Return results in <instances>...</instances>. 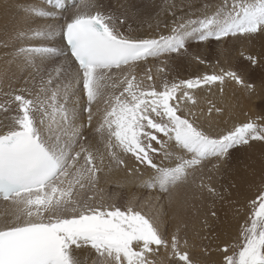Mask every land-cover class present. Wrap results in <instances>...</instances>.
I'll return each instance as SVG.
<instances>
[{
    "label": "snow or ice",
    "instance_id": "obj_1",
    "mask_svg": "<svg viewBox=\"0 0 264 264\" xmlns=\"http://www.w3.org/2000/svg\"><path fill=\"white\" fill-rule=\"evenodd\" d=\"M64 5L65 0H37L36 6L22 10L27 20L9 36L13 43L8 67L27 73L30 87L0 94V113L7 114L0 119V199L16 207L11 219L0 224V264H83L78 250L85 247L98 255L96 264H155L150 255L169 246L170 256L193 264L180 249V237L173 234L169 242L152 216L131 203L122 210L114 203L94 202L92 194L82 195L96 187L102 169L91 145L80 142L85 124L77 123L79 100L74 98L82 86L83 110L91 125L92 105L103 95V86L109 81L112 88L125 85L105 99L107 107L95 132L106 136L104 147L118 164L124 161L117 150L155 171L145 181L149 188L167 192L205 162L215 160L212 168L218 169L231 150L264 141V124L249 121L214 137L188 118H194V112L184 115L181 108L185 101L195 103L188 90L222 83L225 77L243 83L241 78L233 71L204 74L164 82L157 90L151 84L142 87V81L124 69L149 57L182 55L189 41L264 32V0H222L215 6L205 2L201 15L176 20L168 35L148 38L121 31L127 8L116 16L89 0L88 7L95 11H81L79 3L74 4L76 11L61 23L54 19L55 10ZM212 7L215 11L208 13ZM0 46L9 47L3 41ZM147 79L153 78L148 74ZM169 142L187 158L168 150ZM159 153L163 159L157 164L153 155ZM173 156L179 162L164 166ZM207 188L215 194L214 188ZM250 204V225H242L239 250L225 255L224 264H264V192Z\"/></svg>",
    "mask_w": 264,
    "mask_h": 264
},
{
    "label": "bare ground",
    "instance_id": "obj_2",
    "mask_svg": "<svg viewBox=\"0 0 264 264\" xmlns=\"http://www.w3.org/2000/svg\"><path fill=\"white\" fill-rule=\"evenodd\" d=\"M191 1L97 0V4L103 5V10L116 16H120L125 12V8H127L126 23L121 28V31L133 37L148 38L168 35L174 21L187 19L190 16L194 18L205 11L203 7L197 9L189 7ZM195 1L193 0V2ZM218 1L210 0L208 3L215 6L220 4ZM88 3L89 0H81L79 3L80 10L84 12L95 11L96 9L88 7ZM36 4L37 1L35 0H0V41L9 45V47L0 46V94L11 90L3 91L5 87L12 86V89L20 86H24V88L30 87V85L25 83L27 73L21 74L17 71L15 65H12L10 68L8 67V56L13 43L9 39V36L14 29L21 26L27 20L22 10L36 6ZM74 11L76 9L72 7L70 10L63 11L62 13H56L54 19H64L69 17ZM206 11L211 13L215 11V7L208 8ZM58 16L61 17L57 19ZM258 41L263 46L264 32H260ZM195 42L189 41L187 48ZM203 44L206 46L208 43L205 42ZM191 49L195 51L197 46L194 45ZM206 49V47H203L201 50L203 55L207 54ZM173 55L177 54L161 57L169 58ZM154 61L153 59H149L136 62L134 65L126 66L124 71L130 73L131 70H138L144 64L150 65ZM186 61L187 64L193 62L190 57ZM124 86L120 85L117 88H112L110 81L103 86V95L92 105L93 119L91 125L86 123L88 114L84 113V111L81 112L80 106L86 99L83 97L81 86L77 88L78 94L74 98L79 100V104L76 106L79 117L77 123L85 124L84 135L81 137L82 142L81 140L80 142L85 144V146L91 145V150L96 157L95 162L102 169L97 173L98 182L95 187L99 193H94L91 191L92 189L86 188L82 195L96 194L94 202L102 200L104 203L115 204L117 203V197L124 195L125 202L127 199H132V201L129 200L130 202H124L125 204L132 203L134 208H143L147 215L154 217L159 224L160 231L165 234V239L170 241L171 236L177 234L181 239V251L190 249L183 246L184 241H187L188 245H195L196 251L191 253L190 256L193 264H211L210 254L213 250V264H222V258L226 254L223 249L227 247L228 251H230L231 246L236 243L242 231V225L245 224V214L253 207L250 201L254 200L252 199L254 189L260 186V184H264V167L262 166L264 164V144L256 142V144L244 145L237 148L234 151L237 162H230L233 156L232 152L227 160L221 162L218 169L212 168V163H215V160L212 163L205 162L204 165L194 171L190 170L186 182L170 187L167 192L162 191L159 187L148 189L145 181L153 177V173L146 171L144 168H141L140 172L130 171L134 160L117 150L120 159L124 161V170L122 171L119 167L121 164L112 160L108 155V150L104 147V142L107 139L106 136L102 139L101 135L95 132L96 127H98L103 119L104 110L107 107L104 102L105 99L110 95L119 94V91H122ZM157 90H162V88L159 89L157 87ZM184 90L181 89V94ZM188 91L194 97L195 103L185 101L181 111L184 115H187L189 111L194 112L195 117L189 116L188 118L190 120L194 119L195 123L210 135H223L230 131L237 123L255 121L258 117L256 114L258 113V106L255 105L256 102L251 101L257 100V98L246 97L242 91L236 90L231 83L227 84L226 79L222 83L215 82ZM2 98V95H0V99ZM211 99L215 100L217 106L215 109L209 111L208 102ZM217 109L220 111H217ZM259 110L262 109L259 108ZM5 115L7 114L5 113ZM5 115L0 114V119H3ZM253 116L256 117L253 118ZM2 130L0 129V131ZM173 145L174 142H169L168 150L173 151L176 155H184L187 158V154L182 150L176 149ZM76 151H79L78 146ZM101 155L103 156L102 163L100 160ZM154 159L157 164H160L163 159L162 153L159 156H155ZM178 162L175 156H173L170 160L164 161L163 165L171 167L175 166ZM82 163L83 160L79 161L78 165ZM253 169L257 171L254 177L250 175V171ZM214 183L215 185L211 187L216 191L215 194H211L207 186ZM201 203H211V205L204 207L203 211L199 213L197 206ZM15 211L16 207L10 201H0V224L7 219H11V215L9 214ZM213 212H215V216L212 215ZM190 216L206 219L208 222L212 221L211 225H204L198 233L192 235L197 220L191 221ZM179 222L187 226L186 232L188 234L177 231ZM210 239L213 245L201 251L205 243ZM95 254V251L88 247L78 250V255L83 264H96L98 256L95 257ZM162 262L163 264L168 263L165 258ZM178 264H183V262H178Z\"/></svg>",
    "mask_w": 264,
    "mask_h": 264
},
{
    "label": "rangeland",
    "instance_id": "obj_3",
    "mask_svg": "<svg viewBox=\"0 0 264 264\" xmlns=\"http://www.w3.org/2000/svg\"><path fill=\"white\" fill-rule=\"evenodd\" d=\"M205 2L208 3L210 2V0H196L195 2H193L192 0L190 2L189 7H194L195 9H197L199 7H203V4ZM221 2L222 0L218 1V3H221ZM63 20L64 19H61L59 21L62 22ZM259 35H260V32L257 34H253V35H239L238 34L236 36L223 39L224 41L223 40L206 41L208 43L206 46H204L203 44L205 42H195V43H192L191 46L187 48V52L182 55H173L169 58H162L166 55L162 57L161 56L156 57L153 59L155 61L151 63L150 65L144 64L143 67L138 70L136 69L131 70L130 74H135L137 77V81H142V87H147L149 84H151V85H154L156 88L159 87L160 89L162 88V85L164 82H168V83H171V81L178 82V81L187 80L190 78L193 79L196 77H202L204 74L223 75L225 72L233 71L241 78L243 83H237L234 79L225 77L227 84L231 83L232 86L236 90L242 91L244 95H246V97H249V98L254 97V99L257 98V100H251V101L256 102L255 105L258 106L257 108L258 113H256L258 117L256 118L255 122L258 124H264V44L262 46V43H259L258 41ZM194 45L197 46V49L195 51L191 49V47ZM203 47L207 48L206 55H203L201 53V50L203 49ZM188 57H190L193 62H190L189 64H187L186 59ZM197 57H199V59H197ZM248 57L255 58L256 62L253 63L251 60L248 59ZM200 61H204V62L201 63ZM160 69H163V71H160ZM148 74H150L153 78L151 81L147 79ZM11 87L12 86L5 87L3 91L12 89ZM19 88H24V86L17 87L16 89H19ZM180 94H181V91L178 92V95ZM213 100L214 99H211L208 102V107H210L211 110L215 109V107L217 106L216 105L217 103L215 102V100L213 102ZM85 104H86V101L80 106L81 112L84 111L83 108ZM259 108H261L262 110H259ZM246 112L249 113L248 111ZM247 113H244V114H247ZM0 114L5 115V113H0ZM255 117L256 116H253V118ZM246 122H249V121H243L242 123H237L235 126L246 123ZM211 135L214 137H217V135H213V134ZM81 142H82V138H81ZM256 142H262L264 144V141H250L248 145L256 144ZM248 145H245V146H248ZM242 146L244 145L238 146L237 148H240ZM237 148L230 151V155L233 152V156L230 161L231 163L237 162V158L234 155V151ZM262 166L264 167V164H262ZM120 169L123 171L124 167L123 168L120 167ZM255 174H257V171L255 169L250 171V175L252 177H254ZM214 185L215 183L210 184L209 186H214ZM91 191L97 194L99 193L96 188L92 189ZM109 191H110V188H109ZM256 192H257V196L260 195L261 192H264V184L262 185L260 184V186L254 189L253 194H252V199L254 200H256L257 198ZM95 195L96 194H94V196ZM124 197H125L124 195L123 196L119 195L117 198L120 200L117 199V203H116V205L120 206L122 210H124L129 205V203L125 204L127 203V201L129 200L132 201V199H127V201L125 202ZM209 205H211V203H208V204L201 203L200 205H198L197 209L199 213L203 211L204 207L209 206ZM136 209L142 210L145 213L143 208L136 207ZM253 210L254 209L252 207V209H250L248 213L245 214L246 216L245 221H244L245 224L243 225H250L249 217L251 213L253 212ZM190 217H191V221L197 220L196 227H194L192 235L198 233L204 225H211V222H212V221L208 222L206 219L197 218L194 216H190ZM186 229H187V226L185 224L181 222L178 223L177 225L178 232L183 233V234H188V232H186ZM162 234L165 237V234L163 232ZM241 240H242V237L240 233L238 240H236V243H234L231 246L230 251H228V253H226L225 255H232L233 253L238 252L239 246L241 245ZM212 245H213V242L210 239L205 243L204 248L201 251H204L205 248H207L208 246H212ZM183 246L190 248L192 250V252H190L191 251L190 249L185 250L189 253V256H191V253L196 251L195 245H192V244L188 245L187 243H184ZM170 253H171L170 246L168 248L161 247L157 252L153 253L150 259L154 260L155 264H163L162 260L164 258L168 261L167 264H170V263L178 264L179 261L174 256H170ZM96 256L98 255L95 254V257ZM210 256H211L210 263L213 264L212 260L214 257V250L211 252ZM224 257L225 256H223L222 258L223 259L222 264H224Z\"/></svg>",
    "mask_w": 264,
    "mask_h": 264
}]
</instances>
